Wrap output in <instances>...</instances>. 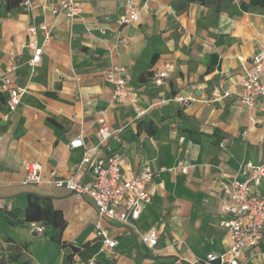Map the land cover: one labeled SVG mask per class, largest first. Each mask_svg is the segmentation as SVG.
Masks as SVG:
<instances>
[{
    "label": "crops",
    "instance_id": "1",
    "mask_svg": "<svg viewBox=\"0 0 264 264\" xmlns=\"http://www.w3.org/2000/svg\"><path fill=\"white\" fill-rule=\"evenodd\" d=\"M208 1L133 0L140 18L122 24L127 0H79L82 10L74 18L54 14L58 0H34L32 11L22 2L0 0V69L15 50V82L26 89L15 111L0 93L1 264H87L91 258L98 264H210L196 261L228 250L231 239L222 222L230 215L221 182L234 178L247 160L264 161V102L254 109L236 104L240 75L251 56L264 50V10L248 7V0ZM32 24L44 45L35 65L27 46ZM118 66L143 115L130 99L114 98L105 71ZM165 68V84L156 85L154 72ZM219 86L232 94L208 103ZM180 95L194 100L173 101ZM156 111L164 116L159 134L140 132L138 119ZM101 115L115 134L100 144V153L124 152L126 176L145 167L154 173L152 201L134 221L141 232L157 231L154 247L132 225L100 217L89 196L78 199L49 181L53 172L69 176L81 161L84 149L71 146L77 135L99 144ZM26 161L42 164V182L23 183ZM80 175L88 180L90 170ZM30 196L62 212L61 232L44 220L26 219ZM33 221L45 224V232H34ZM98 222L117 240L115 248L103 249ZM243 260L264 264V236L256 248L244 250Z\"/></svg>",
    "mask_w": 264,
    "mask_h": 264
},
{
    "label": "built area",
    "instance_id": "2",
    "mask_svg": "<svg viewBox=\"0 0 264 264\" xmlns=\"http://www.w3.org/2000/svg\"><path fill=\"white\" fill-rule=\"evenodd\" d=\"M126 13L121 16L120 23L136 22L140 18V10L133 0H127ZM22 5L29 11L35 8L34 0H22ZM82 5L79 0H58L54 7V14L64 13L69 18L80 14ZM30 38L27 46L33 49L30 60L32 65L42 59L44 45L37 40L38 26L29 27ZM46 41L51 38L50 32L46 33ZM10 64L0 69V93L7 94L6 104L10 111H15L20 105L26 89L17 85L15 80L19 68L18 53L10 51ZM243 59V58H241ZM124 68L114 67L105 71L106 79L113 86V96L116 100L130 99L138 115H143L145 110L138 105L135 96V88L122 72ZM169 76L168 68L154 72L152 78L156 85H163ZM240 90L236 92V104L254 109L259 100L264 102V50H260L251 56V66L240 75ZM233 91L223 90L220 86L213 91V96L207 100L212 103L218 99L230 96ZM192 97L177 96L173 101L182 105H188ZM163 99L161 102L166 103ZM264 109V107H263ZM115 131L111 129L104 115L98 119L97 136L98 145H88L82 133L72 141V147L84 149L82 159L76 164L69 176L60 177L52 173L50 182L57 186H65L72 190L78 199L89 196L93 199L100 217L115 220L124 225H132L141 236L142 241L150 247L157 245L158 233L155 230L141 232L134 223L138 220L144 206L151 203L152 194L149 186L153 178V171L149 167L143 168L137 174L126 176L123 166L126 156L122 151H114L108 154L100 153V144L109 140ZM225 145L224 142L221 143ZM26 177L24 184L40 183L43 181V166L37 161L25 162ZM90 170V178L84 180L80 173ZM264 180V161L254 162L247 160L238 169L235 177L228 182H221V188L228 199L224 210L230 215L229 219L222 222L231 239L228 250L222 253L211 252L204 258H199L196 263L210 264H245L243 260L244 250L256 248L264 236V185L263 193L257 189ZM30 226L36 233H44L45 224L31 222ZM98 233L103 236V249L115 248L117 240L110 237L108 232L98 222ZM1 264V258H0ZM71 264V263H70ZM87 264H98L95 258L88 260Z\"/></svg>",
    "mask_w": 264,
    "mask_h": 264
},
{
    "label": "trees",
    "instance_id": "3",
    "mask_svg": "<svg viewBox=\"0 0 264 264\" xmlns=\"http://www.w3.org/2000/svg\"><path fill=\"white\" fill-rule=\"evenodd\" d=\"M189 2H199L201 4H208V0H188ZM22 0H9L10 5H19ZM248 7L254 6L259 7L264 10V0H248L246 2ZM161 111V110H160ZM156 111L152 116L146 118L138 119V130L140 132H146L150 136H157L160 132V127L158 121L163 119L164 116L160 115L161 112ZM164 112V110L162 111ZM50 124L56 127L55 123L52 120H49ZM32 197V199H31ZM38 197L33 199V196H30V203L28 206L27 220L41 219L46 222V224L52 226L58 232H61L65 227L66 223L63 218L62 212L55 210L50 205L47 207H42L41 203L38 201Z\"/></svg>",
    "mask_w": 264,
    "mask_h": 264
}]
</instances>
